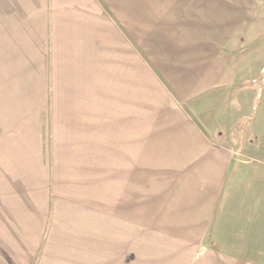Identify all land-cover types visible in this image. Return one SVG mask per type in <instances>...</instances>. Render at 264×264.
I'll use <instances>...</instances> for the list:
<instances>
[{"label":"crops","instance_id":"crops-1","mask_svg":"<svg viewBox=\"0 0 264 264\" xmlns=\"http://www.w3.org/2000/svg\"><path fill=\"white\" fill-rule=\"evenodd\" d=\"M228 4L219 11L218 0H0V128L11 129L0 134V164L10 169L0 172V191L7 190L0 231L12 240L2 238L5 255L16 264L37 257L41 225L49 222L37 198L48 110L53 135L68 140L70 129H91L101 161L97 200L105 204L107 186L113 190L119 223L138 225L133 235L165 208L157 233L177 246L162 264H258L249 255L263 256L264 245L251 254L252 222L246 226L234 209L223 227L228 209H217L234 161L225 146L239 141L228 105L264 62V0ZM232 6H240L237 24ZM106 141L115 160L108 182ZM52 207L67 221L57 224L74 222L72 201ZM103 245L106 251V239ZM112 254L113 264L127 256Z\"/></svg>","mask_w":264,"mask_h":264},{"label":"rangeland","instance_id":"rangeland-1","mask_svg":"<svg viewBox=\"0 0 264 264\" xmlns=\"http://www.w3.org/2000/svg\"><path fill=\"white\" fill-rule=\"evenodd\" d=\"M228 2L229 0H218L219 11L230 8L231 5ZM232 9L234 11V22L237 24V12H241L240 6H232ZM263 66L264 62L259 65L255 64V67L251 68L248 73L250 77L248 82L242 87L237 86L235 88L232 100L228 105L230 106L228 110H233V119L236 122L230 134L240 142L238 141V145L234 148L233 145H229L228 147L224 145L231 153L233 152L234 161L229 169L226 190L222 193L217 209L219 211L221 209L222 211L228 209V214H223V227L234 218L232 216L234 209H236V218H240V220L244 218L246 226L249 223L248 220L252 222L249 223L251 224L250 229L252 232L250 237L253 239L250 245L251 254L257 252V246L264 245ZM254 76L257 78L253 79ZM6 91H8V86ZM11 97V95H8L5 99ZM2 99L3 95L0 93V106ZM5 102L8 103L7 100ZM242 106L245 107L243 114L249 115L244 119L239 117ZM49 112L48 110L43 112L45 116L44 125H42L40 132L42 136V149L37 148V157L40 155L41 161L46 167L40 174L41 186L37 188V198L39 199L41 208L39 216L42 217L43 223H46L45 219H49V222L41 225L43 231L42 244L37 248V257L32 255L31 261L26 259V264L29 262V264H86V257L89 258L90 264H113L111 262V259L114 257L112 254L113 250L119 251L123 255L127 254L126 258L118 262L120 264H129L126 261L134 256L137 258V264H162L163 256L167 255V248L172 251L177 246L175 241L162 237L161 233H157L163 227L162 223L165 218L162 216L165 213V208H158V218H149V228L143 230L141 233L139 232L138 238L136 235H133L137 230L135 227L138 225L129 222L124 223L123 219L122 224L119 223L116 214L123 209L115 206L113 190H110L107 186L105 204L97 200L98 193L96 189L99 177H101L97 168L101 161L97 158V147L94 143L96 138L88 136L91 134V129H70L71 137L68 140L56 134L53 135L52 130L54 129L51 123V112ZM2 119L0 117V124L2 123ZM10 131L11 129L0 128V134ZM83 131L86 133L85 137L82 136ZM83 151L86 152L82 153ZM112 151L113 142L106 141V182H108V179L112 180L114 178L115 160L110 159L113 156ZM71 155L72 159L69 158ZM7 156L10 160L12 159V155L7 154ZM61 165L62 168L60 169ZM54 166L57 167L56 173H53ZM87 166L89 169H85ZM1 171L10 172L9 166L0 164ZM8 181L12 182L11 178ZM10 188L11 185L8 184L7 189L10 190ZM13 191L14 189L11 190V193ZM6 194V189L0 191V201ZM54 195L57 196L58 200L54 198ZM249 196L253 198H249ZM254 198V205L256 206L252 208L251 201ZM7 199L10 201V197ZM67 200L73 202L74 222L72 224H57L56 222L58 221H63L64 223L67 221L64 219L62 208H54L52 205L53 203L60 204V202H63V205H65ZM246 201H250L249 204L246 205ZM1 210L2 208L0 207ZM102 210L103 213L101 214ZM245 211L247 214L251 212L249 219L242 215ZM51 212L54 213L52 214L53 216ZM124 220H128V218L124 217ZM100 222H103V226ZM139 228L141 227L139 226ZM83 232V235H85V232L87 233V236L84 238L87 245L82 250L80 249L82 247L80 237ZM244 233H247L246 228L244 229ZM93 236H100V241L96 243V238L94 239ZM2 238L10 239L8 236L3 237L0 231V264L7 262L16 264V258L3 253L5 243ZM219 238L221 237L219 236ZM105 239L106 251H109L108 256V253L106 254V251H104V245L102 246ZM98 245H100V249H97ZM162 245L164 249L160 251ZM136 258L133 264H136ZM249 258L251 262L264 264V255L254 254L249 255ZM167 259L164 261L165 264H167Z\"/></svg>","mask_w":264,"mask_h":264}]
</instances>
